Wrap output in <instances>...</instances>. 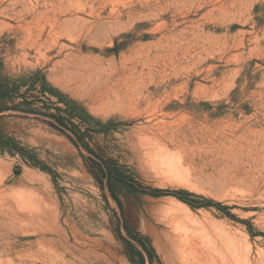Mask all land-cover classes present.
I'll use <instances>...</instances> for the list:
<instances>
[{
    "label": "rangeland",
    "instance_id": "1",
    "mask_svg": "<svg viewBox=\"0 0 264 264\" xmlns=\"http://www.w3.org/2000/svg\"><path fill=\"white\" fill-rule=\"evenodd\" d=\"M0 96V264H264V0H0Z\"/></svg>",
    "mask_w": 264,
    "mask_h": 264
},
{
    "label": "trees",
    "instance_id": "2",
    "mask_svg": "<svg viewBox=\"0 0 264 264\" xmlns=\"http://www.w3.org/2000/svg\"><path fill=\"white\" fill-rule=\"evenodd\" d=\"M3 97V96H0ZM91 154L94 157H89L86 161L87 168L89 172L92 174L96 182L99 184L103 191L110 192L112 198L119 204L120 200L118 199L116 190L122 189L126 190L131 194L137 195L140 193L146 194L151 192L152 194H159L161 190H149L144 187L135 177L134 175L127 169L125 165H122L119 161L115 159H107L105 157H101L95 152L91 150ZM182 201L189 203L192 205L187 199L178 196ZM208 203L214 204V202L210 201ZM215 205L219 209H225L219 203H215ZM233 217L232 214H229ZM128 238H124L123 242L127 248V250L134 256L138 257L139 263L138 264H146V256L144 252L139 249L132 241L137 243L149 256V260L152 263V253L150 252L149 248L143 242L142 236L132 230L129 226H127ZM132 261H135L132 258ZM136 263V262H135Z\"/></svg>",
    "mask_w": 264,
    "mask_h": 264
},
{
    "label": "bare ground",
    "instance_id": "3",
    "mask_svg": "<svg viewBox=\"0 0 264 264\" xmlns=\"http://www.w3.org/2000/svg\"><path fill=\"white\" fill-rule=\"evenodd\" d=\"M86 82H87V81H86ZM80 86H81V85H80ZM101 90H102V89H101ZM105 93H106V92H105ZM105 93H104V94H105ZM102 95H103V94H102ZM99 96H100V95H99ZM105 96H106V95H105ZM93 98H94V97H93ZM105 98H106V97H105ZM103 100H104V99H102V101H103ZM104 101H105V100H104ZM103 104H104V103H103ZM106 104H107V103H106ZM106 104H105V105H106ZM60 252H61V251H59V253H58V252H57V253L60 255ZM38 253H39V252H38ZM52 253H53V252H52ZM61 253H62V252H61ZM61 255H62V254H61ZM51 256H52V255H51ZM34 257H36V255H34ZM42 259H43V258H42ZM71 260H73V259H71ZM68 261L70 262V260H68ZM64 263H65V262H64ZM66 264H67V261H66ZM70 264H76V262H75V261H74V262H70ZM77 264H78V263H77Z\"/></svg>",
    "mask_w": 264,
    "mask_h": 264
},
{
    "label": "water",
    "instance_id": "4",
    "mask_svg": "<svg viewBox=\"0 0 264 264\" xmlns=\"http://www.w3.org/2000/svg\"><path fill=\"white\" fill-rule=\"evenodd\" d=\"M16 172L19 173L20 172V169H16Z\"/></svg>",
    "mask_w": 264,
    "mask_h": 264
}]
</instances>
